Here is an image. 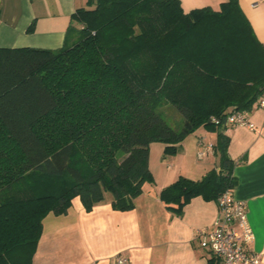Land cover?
<instances>
[{"label":"trees","instance_id":"obj_1","mask_svg":"<svg viewBox=\"0 0 264 264\" xmlns=\"http://www.w3.org/2000/svg\"><path fill=\"white\" fill-rule=\"evenodd\" d=\"M87 5L71 17L72 45L0 49V264H32L44 218L75 198L86 212L106 194L114 210H133L154 183L153 143L172 157L198 129L216 133L218 166L160 191L174 216L236 186L227 119L264 95V44L238 0L189 13L180 0ZM168 105L181 130L160 115Z\"/></svg>","mask_w":264,"mask_h":264},{"label":"crops","instance_id":"obj_2","mask_svg":"<svg viewBox=\"0 0 264 264\" xmlns=\"http://www.w3.org/2000/svg\"><path fill=\"white\" fill-rule=\"evenodd\" d=\"M226 1L180 0L185 13L204 7L218 11ZM87 2L0 0V49L55 51L65 44L72 45L80 26L72 24L71 17L77 10L87 8ZM238 3L257 39L264 44V0ZM68 31L73 35L68 37ZM246 119L253 130L227 124L224 134L230 139L228 155L235 163L233 195L246 204L253 233L248 248L264 259V108L256 105L246 112ZM215 143L216 137L211 139L205 131L198 130L181 143L176 156L155 166L150 151L154 183L144 186L131 211L114 210L111 199L106 197L102 204L86 212L75 198L66 215L49 214L43 220L32 264H115L118 256L130 264H210L211 255L200 246L195 233L212 228L218 217L217 202L196 197L184 207L182 216L176 217L159 200V193L179 177L199 180L215 169L218 156L213 148L198 158L201 147Z\"/></svg>","mask_w":264,"mask_h":264},{"label":"built area","instance_id":"obj_3","mask_svg":"<svg viewBox=\"0 0 264 264\" xmlns=\"http://www.w3.org/2000/svg\"><path fill=\"white\" fill-rule=\"evenodd\" d=\"M257 106L264 108V95L258 100ZM227 124L254 129L247 121L245 112H234L228 117ZM212 148V145L203 146L198 158L202 159ZM217 206L218 217L212 228L195 233L200 246L210 253L212 264H264V259L248 248L253 241V233L247 219L246 204L236 200L233 189H229L218 198ZM114 263L130 264V261L118 256Z\"/></svg>","mask_w":264,"mask_h":264},{"label":"rangeland","instance_id":"obj_4","mask_svg":"<svg viewBox=\"0 0 264 264\" xmlns=\"http://www.w3.org/2000/svg\"><path fill=\"white\" fill-rule=\"evenodd\" d=\"M160 115L164 118V120L175 130H181L182 126H183V117L181 116V114H179L175 109H173L172 107L165 106L163 108H161L159 110ZM199 131L203 132L205 131V133L207 134L208 137H210L212 139V137H216V133L213 131H209L207 129L204 128H200L198 129ZM197 130V131H198ZM196 131V132H197ZM155 146H152L150 148L151 151V161L152 163L155 165L159 164L160 161L167 163L169 161V159L171 157H164L163 156V152L161 150L162 144L161 143H155ZM153 147H158L159 150L156 151V149H153ZM202 150V147L200 148V151ZM167 164H165L166 166ZM158 180H159V175H158ZM107 198H110L109 194H106Z\"/></svg>","mask_w":264,"mask_h":264}]
</instances>
